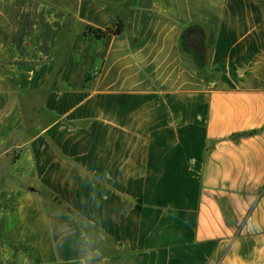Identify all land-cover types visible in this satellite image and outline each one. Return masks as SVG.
<instances>
[{
	"label": "crops",
	"instance_id": "obj_1",
	"mask_svg": "<svg viewBox=\"0 0 264 264\" xmlns=\"http://www.w3.org/2000/svg\"><path fill=\"white\" fill-rule=\"evenodd\" d=\"M69 3L0 0V264H264V0Z\"/></svg>",
	"mask_w": 264,
	"mask_h": 264
},
{
	"label": "trees",
	"instance_id": "obj_2",
	"mask_svg": "<svg viewBox=\"0 0 264 264\" xmlns=\"http://www.w3.org/2000/svg\"><path fill=\"white\" fill-rule=\"evenodd\" d=\"M120 28L119 26L117 27V29L113 30L110 28H107L106 30H100V29H92V28H87V30L85 31V34H89L91 36H93L95 39H104L109 35H119L120 34ZM138 209L140 210V206L138 207Z\"/></svg>",
	"mask_w": 264,
	"mask_h": 264
},
{
	"label": "rangeland",
	"instance_id": "obj_3",
	"mask_svg": "<svg viewBox=\"0 0 264 264\" xmlns=\"http://www.w3.org/2000/svg\"><path fill=\"white\" fill-rule=\"evenodd\" d=\"M63 2H71V3H69V6H67V7H65V9H66V12L67 13H74V11H75V0H62ZM64 34V33H63ZM67 39H70L69 38V35L66 33V31H65V34L63 35V40H67ZM84 225V227H86V225L85 224H83Z\"/></svg>",
	"mask_w": 264,
	"mask_h": 264
},
{
	"label": "flooded vegetation",
	"instance_id": "obj_4",
	"mask_svg": "<svg viewBox=\"0 0 264 264\" xmlns=\"http://www.w3.org/2000/svg\"><path fill=\"white\" fill-rule=\"evenodd\" d=\"M193 41V40H192ZM192 44H194L195 45V43L194 42H192ZM191 51H193L194 52V55H195V58H196V61L197 62H199V60H200V52L198 51V50H191Z\"/></svg>",
	"mask_w": 264,
	"mask_h": 264
}]
</instances>
